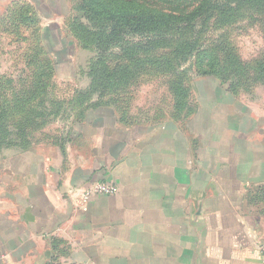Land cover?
I'll return each mask as SVG.
<instances>
[{
	"label": "crops",
	"instance_id": "1",
	"mask_svg": "<svg viewBox=\"0 0 264 264\" xmlns=\"http://www.w3.org/2000/svg\"><path fill=\"white\" fill-rule=\"evenodd\" d=\"M241 100L155 126L96 108L57 145L1 150L0 264H263L264 118ZM99 182L118 192L83 204Z\"/></svg>",
	"mask_w": 264,
	"mask_h": 264
},
{
	"label": "rangeland",
	"instance_id": "2",
	"mask_svg": "<svg viewBox=\"0 0 264 264\" xmlns=\"http://www.w3.org/2000/svg\"><path fill=\"white\" fill-rule=\"evenodd\" d=\"M14 2L32 8L18 10L27 23L0 25V151L57 145L96 108L117 110L130 125L181 124L225 93L264 118L263 12L217 0L221 9L170 33L112 37L108 0H64L54 12ZM42 46L54 67L39 56Z\"/></svg>",
	"mask_w": 264,
	"mask_h": 264
},
{
	"label": "trees",
	"instance_id": "3",
	"mask_svg": "<svg viewBox=\"0 0 264 264\" xmlns=\"http://www.w3.org/2000/svg\"><path fill=\"white\" fill-rule=\"evenodd\" d=\"M217 0H108L112 5V10L106 13L107 21L111 25L110 36L120 37L128 30L134 33L148 34L150 32H158L160 34L170 33L175 25L192 24L194 21L202 19L215 8ZM229 3H235L239 6H246L255 9L258 12L264 13V0H222ZM100 3L108 7L107 0H99ZM21 4V2H20ZM23 6V7H22ZM22 8L28 12L32 6L25 4L21 5L13 2L7 8L5 14L0 15V25L7 22V25L13 23V20L25 24L29 21L27 15H23L20 11ZM20 9V10H22ZM2 22V23H1ZM40 48L39 56H46L47 63L54 67V61L47 51L42 46ZM121 83V82H120ZM7 112H0V121H3V114ZM14 114V112H13ZM12 115V113H11ZM6 128L0 124V147L4 144L6 137ZM2 150V149H1Z\"/></svg>",
	"mask_w": 264,
	"mask_h": 264
},
{
	"label": "built area",
	"instance_id": "4",
	"mask_svg": "<svg viewBox=\"0 0 264 264\" xmlns=\"http://www.w3.org/2000/svg\"><path fill=\"white\" fill-rule=\"evenodd\" d=\"M83 192L82 196V203L87 204L88 200L93 195H99V196H112L118 192V187L114 184H108V183H95L92 186L86 188ZM259 252L261 254L262 262L264 264V244L259 246Z\"/></svg>",
	"mask_w": 264,
	"mask_h": 264
}]
</instances>
